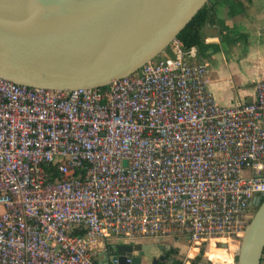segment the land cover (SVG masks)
<instances>
[{
    "label": "built area",
    "instance_id": "1",
    "mask_svg": "<svg viewBox=\"0 0 264 264\" xmlns=\"http://www.w3.org/2000/svg\"><path fill=\"white\" fill-rule=\"evenodd\" d=\"M169 47L104 87L0 77V264H98L114 236L243 237L264 199V82L222 105L198 47Z\"/></svg>",
    "mask_w": 264,
    "mask_h": 264
},
{
    "label": "water",
    "instance_id": "2",
    "mask_svg": "<svg viewBox=\"0 0 264 264\" xmlns=\"http://www.w3.org/2000/svg\"><path fill=\"white\" fill-rule=\"evenodd\" d=\"M209 1L0 0V77L56 90L107 86L162 55ZM254 205L237 264L262 263L264 200ZM170 250L114 244L100 264H169Z\"/></svg>",
    "mask_w": 264,
    "mask_h": 264
},
{
    "label": "crops",
    "instance_id": "3",
    "mask_svg": "<svg viewBox=\"0 0 264 264\" xmlns=\"http://www.w3.org/2000/svg\"><path fill=\"white\" fill-rule=\"evenodd\" d=\"M215 15L203 31V44L198 47L197 60L210 69L209 90L216 101L226 106L252 102L256 84L264 82V0H215ZM171 245L180 252L170 255L169 264H192L201 251L197 246L188 251L181 247L183 240L174 237H135L125 239L114 236L106 241L111 248L120 243H156ZM189 248V245L186 244ZM205 255L212 261L199 264H233L230 248L236 246L228 239H213L205 245ZM105 249H100L97 262L105 260ZM264 264V254L262 263Z\"/></svg>",
    "mask_w": 264,
    "mask_h": 264
},
{
    "label": "trees",
    "instance_id": "4",
    "mask_svg": "<svg viewBox=\"0 0 264 264\" xmlns=\"http://www.w3.org/2000/svg\"><path fill=\"white\" fill-rule=\"evenodd\" d=\"M216 2L215 0H210L200 11L195 15V17L190 21V23L179 33L178 38L186 48H191L192 46L200 47L204 42L203 31L207 26L211 18L215 15ZM165 53H170V47L165 51ZM264 199H262L263 201ZM204 248V250H203ZM200 254L192 262V264H199L203 261V255L205 254V245L201 246ZM177 249H171L170 255L177 253ZM230 254L232 259H237L238 256V245L232 246L230 248ZM176 264H182V261H176Z\"/></svg>",
    "mask_w": 264,
    "mask_h": 264
},
{
    "label": "rangeland",
    "instance_id": "5",
    "mask_svg": "<svg viewBox=\"0 0 264 264\" xmlns=\"http://www.w3.org/2000/svg\"><path fill=\"white\" fill-rule=\"evenodd\" d=\"M163 54H165V52L163 53ZM229 240V239H228ZM230 241H232L233 242V244L234 245H238V247H240V244H241V241H242V238H235V239H233V240H230ZM186 244H188L186 241H184ZM186 244H183V243H181V247L182 248H185L187 251H188V249L189 250H191L192 248L191 247H187V245ZM177 250H178V252H180V249L177 247L176 248ZM203 250H204V248H203ZM206 251L208 250V247L206 246V249H205ZM202 251V250H201ZM200 254V253H199ZM198 254V255H199ZM203 261H210L208 258H207V255H203ZM210 262H212V261H210Z\"/></svg>",
    "mask_w": 264,
    "mask_h": 264
},
{
    "label": "flooded vegetation",
    "instance_id": "6",
    "mask_svg": "<svg viewBox=\"0 0 264 264\" xmlns=\"http://www.w3.org/2000/svg\"><path fill=\"white\" fill-rule=\"evenodd\" d=\"M255 211H256V207H255V205H253L252 206V212L255 213Z\"/></svg>",
    "mask_w": 264,
    "mask_h": 264
},
{
    "label": "bare ground",
    "instance_id": "7",
    "mask_svg": "<svg viewBox=\"0 0 264 264\" xmlns=\"http://www.w3.org/2000/svg\"><path fill=\"white\" fill-rule=\"evenodd\" d=\"M216 239H218V238H216ZM219 239H226V238H219Z\"/></svg>",
    "mask_w": 264,
    "mask_h": 264
}]
</instances>
